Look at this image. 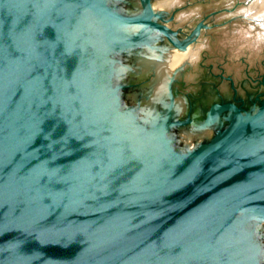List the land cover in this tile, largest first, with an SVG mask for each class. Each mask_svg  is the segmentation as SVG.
Instances as JSON below:
<instances>
[{
  "label": "water",
  "instance_id": "water-1",
  "mask_svg": "<svg viewBox=\"0 0 264 264\" xmlns=\"http://www.w3.org/2000/svg\"><path fill=\"white\" fill-rule=\"evenodd\" d=\"M129 1L121 15L113 0H0V264H257L236 216L264 220V172L244 156L264 144V100L245 116L213 106L203 127L228 111V129L174 152L166 133L190 120L169 116L153 135L136 108L120 110L111 56L156 32L184 52L208 27L178 46L156 21L166 12ZM232 21L262 28L243 12ZM124 26L131 37H117Z\"/></svg>",
  "mask_w": 264,
  "mask_h": 264
},
{
  "label": "rangeland",
  "instance_id": "rangeland-1",
  "mask_svg": "<svg viewBox=\"0 0 264 264\" xmlns=\"http://www.w3.org/2000/svg\"><path fill=\"white\" fill-rule=\"evenodd\" d=\"M150 4L154 12L169 13L174 8L178 9L168 25L170 28L190 31L194 30L199 22L208 27L201 30L200 36L191 46L195 49L196 58L198 57L196 64L179 78V83L175 86V100L183 101V113L191 109L193 120L199 121L202 112L210 104L220 99L230 100L235 97L244 99L247 106L251 107L252 97L264 90L258 82L264 74V28L253 27L252 24L241 21L224 23L231 15L248 13L249 5H245L244 0H151ZM121 5L120 3V9L129 10V7ZM132 10L136 13L135 9ZM128 67L123 70L124 74L118 75L117 78L127 81L143 79L136 75V72H132L137 71L133 61ZM220 73H223L225 80L218 79ZM146 85L123 92L127 107H138L139 102L138 114H141L146 104ZM186 130L189 129L181 128L173 132L176 144L181 145V148L205 143L209 137L206 134H197L186 139ZM211 133L213 132L209 131V135Z\"/></svg>",
  "mask_w": 264,
  "mask_h": 264
},
{
  "label": "flooded vegetation",
  "instance_id": "flooded-vegetation-1",
  "mask_svg": "<svg viewBox=\"0 0 264 264\" xmlns=\"http://www.w3.org/2000/svg\"><path fill=\"white\" fill-rule=\"evenodd\" d=\"M113 1H116V2H119L121 3L123 7H129L131 2L129 0H113ZM136 2L138 4H140V1L139 0H136ZM151 2V0H149V3ZM110 7H112L114 9L115 12L121 14V15H129L127 13V11H124V9H120L116 6H113V5H109ZM178 9L174 8L172 11H170L169 13H165L163 15V17L166 19H163L165 20V22H162L161 20L157 19V23L160 24V25H163L165 28H167L169 30V35L171 36V38L173 39V41L175 42L176 45L178 46H181L184 44L185 40L189 37L192 36V33H193V30L191 29L190 31H183L182 28H170L168 25L169 23L172 21V19L174 18V14L177 12ZM201 34V32H200ZM153 36L156 37V40L155 41H152V42H146L143 43V46L144 47V44L146 43H149L151 46H155V47H159L160 50H165V47L169 45L168 41L166 40L165 36L162 34V33H154L152 34ZM200 36V35H199ZM193 42L191 43V45L189 46L191 48ZM141 47V48H142ZM187 47V49L189 48ZM139 48V49H141ZM139 49H134L132 51H136V50H139ZM176 50V49H175ZM131 52V49H128V50H125V52H121V53H115L111 56L112 60L115 61L114 63V68L117 69V72L113 75L112 79H111V86L112 88H115V87H120L121 88L119 89V97H120V110L122 111H125L127 110L128 108H131V107H127L125 105V99H126V96L124 95V91H130L131 89H134V88H137L139 87L140 85H145L147 83H149V80L151 79V73H147V74H141L140 77H143V79L140 81H127V80H124V79H119L117 78L118 75H123L124 73H120L121 71L123 72V70L126 68L128 69L129 65H132V61H133V64H134V67H135V58L134 57H129V55L127 53ZM198 58V57H197ZM196 58V59H197ZM195 59V60H196ZM194 60V61H195ZM198 60V59H197ZM193 61V62H194ZM192 62V63H193ZM197 62V61H196ZM192 63H189V64H192ZM187 64V65H189ZM187 65H185L183 68H185L184 72L182 73L181 76L178 77L177 81L173 84L172 86V95L174 97V100L176 98V84L179 83V80L181 79V77L184 75V73H186V71H188L189 67H187ZM121 66L123 68H121ZM120 67V68H119ZM136 68V67H135ZM121 69V70H120ZM131 69V67H130ZM120 70V71H119ZM119 71V72H118ZM264 77V74H262L260 76V80L258 81L260 83V81L263 79ZM180 78V79H179ZM218 79L219 80H225L224 78V75L223 73H220L219 76H218ZM261 85V84H260ZM147 87V85H146ZM169 97H167V104H169ZM252 103H251V107H248L246 102L244 101V99H240V98H231L230 100H224V99H220L219 101L217 102H214L212 104H210L201 114V118L199 121H194L193 118H192V115H191V109H187L185 111V113H183V110H184V107H183V101H182V111H180V113L178 115H175V118L174 120L177 121V122H180V123H184L186 122L187 120H190V122L186 125H174L172 126L171 128H169L168 132L166 133V137L169 141V144L172 148V150L178 154H181V155H184V154H189V153H192L196 150H198L200 147L204 146V145H207L211 140H213L214 138H217L219 137L221 134H223L229 127L230 125V115H231V112H223L222 114H220L218 117H217V120L214 121L210 127H203L208 119V116H209V112L211 110V108L215 105H226V104H232L238 108H241L243 111H242V115H246L248 113H251V114H256L257 111L259 110V107H260V103L261 101L264 100V90L260 93H256L253 97H252ZM177 100H180V99H176ZM134 108L138 109L140 107H135ZM135 112L134 114L137 115V117L139 119H142L145 115H144V112L141 111V114H138V112ZM183 113V114H182ZM147 129H149V126L147 125L146 126ZM181 128H187L189 130H194L196 132L198 131H203V133L205 132V134L207 133V131H212L213 132V137L212 139L208 140L206 143H199L197 144L196 146L194 147H190V148H187L188 146H183L181 148V145H177L176 144V141L173 137V132L175 130H179ZM245 157H250L252 158L254 161L252 162V167L251 169L254 171V172H264V144L262 145H259L258 147H255L253 150H250V153H245L244 155ZM262 195V198H264V191L261 193ZM236 224L238 226H240L243 231H245V234L247 235L248 237V241L250 243L251 246H253V248H255V250L257 251V264H264V250H262L263 248V245L262 243L259 242L258 238L260 239V241L264 242V220L261 218V217H257V216H254V215H244V214H237L236 216ZM256 237V239H255ZM259 250V251H258ZM255 251V252H256Z\"/></svg>",
  "mask_w": 264,
  "mask_h": 264
},
{
  "label": "bare ground",
  "instance_id": "bare-ground-1",
  "mask_svg": "<svg viewBox=\"0 0 264 264\" xmlns=\"http://www.w3.org/2000/svg\"><path fill=\"white\" fill-rule=\"evenodd\" d=\"M249 17L261 21L259 24L264 28V0H253L248 4ZM247 11V10H246ZM128 27H120L117 29V37L127 38L132 36V29L127 30ZM129 57L135 58L136 73L151 72V81L146 89L143 112L145 118L153 123L154 130L153 135L158 132V128L163 121L169 116H175L182 111V101L172 100L167 104L168 87L171 79L177 77L182 71L183 67L189 63H192L195 59V49H187L184 52L171 50L165 48L160 50L159 47H143L136 51L127 53ZM120 73H123L122 71ZM184 104V103H183ZM200 134L203 135V131L186 130L184 136L186 139ZM206 135L209 136L207 131ZM207 136V137H208ZM182 137V134H181ZM200 137V136H199ZM188 141V140H187Z\"/></svg>",
  "mask_w": 264,
  "mask_h": 264
}]
</instances>
